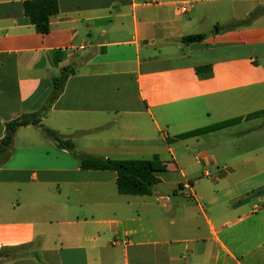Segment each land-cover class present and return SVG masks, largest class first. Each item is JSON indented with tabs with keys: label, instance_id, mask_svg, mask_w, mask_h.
I'll return each mask as SVG.
<instances>
[{
	"label": "crops",
	"instance_id": "0c3cea01",
	"mask_svg": "<svg viewBox=\"0 0 264 264\" xmlns=\"http://www.w3.org/2000/svg\"><path fill=\"white\" fill-rule=\"evenodd\" d=\"M24 1L0 0V139L46 107L73 148L17 130L0 250L23 248L0 264H264V0H58L45 34ZM80 155L147 159L160 182L121 194Z\"/></svg>",
	"mask_w": 264,
	"mask_h": 264
},
{
	"label": "trees",
	"instance_id": "16d2710c",
	"mask_svg": "<svg viewBox=\"0 0 264 264\" xmlns=\"http://www.w3.org/2000/svg\"><path fill=\"white\" fill-rule=\"evenodd\" d=\"M24 13L29 18L30 22L35 25V28L40 33H48L50 30L51 17L59 12L58 0H26L23 3ZM226 27H215V31ZM205 34H191L184 36L182 41L185 43L198 42L205 38ZM73 73L70 66L64 67L61 73L53 79V92L49 98V102L57 98L65 85L68 77ZM47 108L42 110L24 114L17 119L9 121L6 124L5 134L0 139V155L3 159L0 165L5 163L11 155L12 145L17 130L22 126L36 125L39 126L44 134L54 140L59 146L71 149L72 143L67 141L57 131H54L41 124V118L47 112ZM242 120V117L228 119L214 125L204 127L188 133H183L179 137L186 135L202 133L213 129L222 128L231 124H235ZM81 167L84 169H107L117 173V187L121 194L147 195L152 194L154 186L160 182V178L154 173L151 163L147 159H112V158H97L85 155L79 156ZM22 246L3 248L0 250V261L5 258H13L21 254Z\"/></svg>",
	"mask_w": 264,
	"mask_h": 264
},
{
	"label": "built area",
	"instance_id": "2783aa9c",
	"mask_svg": "<svg viewBox=\"0 0 264 264\" xmlns=\"http://www.w3.org/2000/svg\"><path fill=\"white\" fill-rule=\"evenodd\" d=\"M184 10H186V8H183V11H184ZM184 186L188 187L189 185H188L187 183H185Z\"/></svg>",
	"mask_w": 264,
	"mask_h": 264
},
{
	"label": "rangeland",
	"instance_id": "374dc122",
	"mask_svg": "<svg viewBox=\"0 0 264 264\" xmlns=\"http://www.w3.org/2000/svg\"><path fill=\"white\" fill-rule=\"evenodd\" d=\"M2 159H3V155H0V162H1Z\"/></svg>",
	"mask_w": 264,
	"mask_h": 264
}]
</instances>
